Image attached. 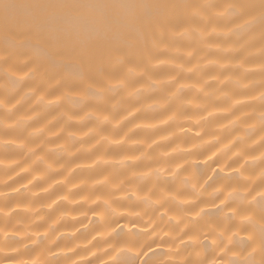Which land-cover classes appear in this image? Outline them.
Here are the masks:
<instances>
[{
    "label": "clouds",
    "instance_id": "clouds-1",
    "mask_svg": "<svg viewBox=\"0 0 264 264\" xmlns=\"http://www.w3.org/2000/svg\"><path fill=\"white\" fill-rule=\"evenodd\" d=\"M0 264H264V0H0Z\"/></svg>",
    "mask_w": 264,
    "mask_h": 264
}]
</instances>
